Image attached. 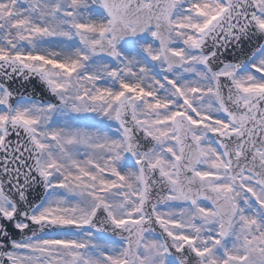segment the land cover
I'll use <instances>...</instances> for the list:
<instances>
[{"label":"snow or ice","instance_id":"obj_1","mask_svg":"<svg viewBox=\"0 0 264 264\" xmlns=\"http://www.w3.org/2000/svg\"><path fill=\"white\" fill-rule=\"evenodd\" d=\"M0 264H264V0H0Z\"/></svg>","mask_w":264,"mask_h":264}]
</instances>
